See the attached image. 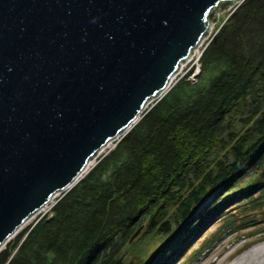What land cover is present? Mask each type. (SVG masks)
<instances>
[{
	"label": "trees",
	"instance_id": "1",
	"mask_svg": "<svg viewBox=\"0 0 264 264\" xmlns=\"http://www.w3.org/2000/svg\"><path fill=\"white\" fill-rule=\"evenodd\" d=\"M199 62L196 81L192 70L178 79L4 245L0 264H124L142 227L168 241L152 264H184L217 236L200 238L210 224H254L227 212L264 210V0H243L219 22ZM241 178L250 186L237 193Z\"/></svg>",
	"mask_w": 264,
	"mask_h": 264
},
{
	"label": "water",
	"instance_id": "2",
	"mask_svg": "<svg viewBox=\"0 0 264 264\" xmlns=\"http://www.w3.org/2000/svg\"><path fill=\"white\" fill-rule=\"evenodd\" d=\"M241 1L0 0V250Z\"/></svg>",
	"mask_w": 264,
	"mask_h": 264
},
{
	"label": "rangeland",
	"instance_id": "3",
	"mask_svg": "<svg viewBox=\"0 0 264 264\" xmlns=\"http://www.w3.org/2000/svg\"><path fill=\"white\" fill-rule=\"evenodd\" d=\"M228 14L229 11L227 10L219 16L217 22L214 24L211 30V37L214 36L218 23L223 22L227 18ZM189 64L190 62L184 65L180 74L189 68ZM115 143V140L108 143V145L100 151L98 157L107 153L115 145ZM97 158L92 162L91 166L94 165ZM243 180L245 179L241 178L238 180V182L231 189L237 187L236 192L240 193L243 189L248 188L250 184L243 183ZM208 200L209 199H207L204 203L208 202ZM201 207L202 205L199 207V209ZM233 210L234 208L228 210V217L232 219L235 218V220L243 219L245 223L253 222L250 221V218H253L254 224L247 225L243 228H238L237 230L235 227L237 226L236 223L233 225V228L229 225L224 226L221 222L210 224L206 227L200 238H203L205 235H209L215 230H218L217 236L214 238V240L210 241L208 245L201 247L192 257V259L184 264H264V253L255 259L252 257L253 249L264 244V219L259 217L264 216V210H259L260 212L254 215L251 214L253 211L244 209L243 207L236 211ZM242 211H244L243 214H237L238 212L241 213ZM244 214L248 215L246 217H242ZM195 215L196 214H194L191 218H193ZM36 218L38 219V215L30 218L22 226V228L28 225L30 222L35 221ZM239 226L240 225L237 227ZM154 229L155 228L142 227L139 233L125 245L122 257L124 264L153 263L155 257H157V255H159L161 252L160 248H162L163 245L167 244L168 242L166 238L161 237V233H158V231ZM200 241L201 239L198 242ZM198 242L190 247L188 252L192 248H198ZM181 257L182 256H180V258Z\"/></svg>",
	"mask_w": 264,
	"mask_h": 264
},
{
	"label": "built area",
	"instance_id": "4",
	"mask_svg": "<svg viewBox=\"0 0 264 264\" xmlns=\"http://www.w3.org/2000/svg\"><path fill=\"white\" fill-rule=\"evenodd\" d=\"M242 1H243V0H242ZM242 1H241V2H242ZM241 2H239V3H237L236 5H234L233 7H231V9H230V11H229V14H230L231 12H233L234 9H235V8H236ZM229 14H228V15H229ZM211 38H212V37L209 35V36H207L206 38L203 39L202 43H201V44H200V45L194 50V53H193L192 57H191L190 59H188V60L186 61V63H184V64L181 66L180 71H179V72H178V73H177V74L171 79V83H170L169 87L172 86V84H174L178 79H180V78L186 76V73L189 72L190 69H192V71H191V73H190L189 75L186 76V78H187V80H189L191 83H193V82L196 81L197 75H198V73H199V71H200L199 58H200V56H201L203 50L205 49L206 45L208 44V42L210 41ZM188 62H190V64H189V68H187V70H186L185 72H183V73L180 74V72H181V70H182V67H183L185 64H187ZM169 87H168V88H169ZM158 98H159V97H158ZM158 98H157V99H158ZM152 104H153V103H151V105H152ZM55 201H56V200H52L51 203L45 205V206H44V207H45L44 212L41 213V212L38 211V213H37L35 216L38 215V218H40V217H42L43 215H45V214L51 209V207L53 206V204L55 203ZM39 213H40V214H39ZM35 216H34V217H35Z\"/></svg>",
	"mask_w": 264,
	"mask_h": 264
},
{
	"label": "bare ground",
	"instance_id": "5",
	"mask_svg": "<svg viewBox=\"0 0 264 264\" xmlns=\"http://www.w3.org/2000/svg\"><path fill=\"white\" fill-rule=\"evenodd\" d=\"M230 9H231V8H230ZM230 9H229L228 11H230ZM223 13H224V12H223ZM223 13H222V14H223ZM220 15H221V14H220ZM220 15H219V16H220ZM210 34H211V33H210ZM210 34H209V35H210ZM202 41H203V40H202ZM202 41H201V43H202ZM201 43H200V44H201ZM200 44H199V45H200ZM199 45H198V46H199ZM192 55H193V54H192ZM191 57H192V56H191ZM191 57H190V58H191ZM190 58H189V59H190ZM185 63H186V62H185ZM199 64H200V62H199ZM183 67H184V66H183ZM183 67H182V68H183ZM190 70H192V69H190ZM179 71H180V70H179ZM179 71H178V72H179ZM172 85H173V84H172ZM170 87H171V86H170ZM170 87H169V88H170ZM169 88H168L167 90H169ZM167 90H166L161 96H159V98L162 97V96L167 92ZM122 136H123V135H122ZM122 136H120V137H118L117 139H115V142H117ZM115 144H116V143H115ZM113 147H114V146H113ZM97 157H98V156H97ZM91 164H92V163H91ZM90 166H91V165H90ZM92 166H93V165H92ZM89 169H90V168H89ZM89 169H88V170H89ZM88 170H87V171H88ZM66 191H67V190H66ZM64 192H65V191H64ZM62 193H63V192H62ZM60 194H61V193H59L58 195H56L52 200H56L57 197H58ZM52 200H51V201H52ZM55 202H56V201H55ZM50 203H51V202H50ZM48 204H49V203H48ZM46 205H47V204H46ZM44 210H45V207H42V208L39 210V212L42 213V212H44ZM49 211H50V210H49ZM49 211H48V212H49ZM48 212H47V213H48ZM47 213H46V214H47ZM35 215H36V214H35ZM35 215H34V216H35ZM34 216H33V217H34ZM33 217H32V218H33ZM40 218H41V217H40ZM263 253H264V244H262L261 246H259V247L253 249V251H252V257L255 259V258H257L258 256L262 255Z\"/></svg>",
	"mask_w": 264,
	"mask_h": 264
},
{
	"label": "clouds",
	"instance_id": "6",
	"mask_svg": "<svg viewBox=\"0 0 264 264\" xmlns=\"http://www.w3.org/2000/svg\"><path fill=\"white\" fill-rule=\"evenodd\" d=\"M159 99V98H158ZM157 99L153 100L154 102L156 101ZM153 101H151L148 105V107L146 108V110L151 106V103H154ZM142 115V114H141Z\"/></svg>",
	"mask_w": 264,
	"mask_h": 264
}]
</instances>
